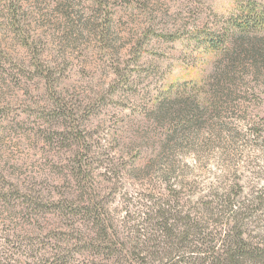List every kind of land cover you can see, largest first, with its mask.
Returning <instances> with one entry per match:
<instances>
[{
    "label": "rangeland",
    "instance_id": "1",
    "mask_svg": "<svg viewBox=\"0 0 264 264\" xmlns=\"http://www.w3.org/2000/svg\"><path fill=\"white\" fill-rule=\"evenodd\" d=\"M241 6L237 0H0L5 264H107L80 240L78 224H92L80 220L73 229L60 216V191L76 197V166L86 158L84 169L119 226L138 220L139 200L153 191L187 185L185 194L196 201L220 177L249 195L264 192V73L246 77L242 91L220 108L203 94L208 108L179 140L166 137L172 123L144 115L161 92L209 76L219 57L208 36L217 41L237 33ZM64 105L70 109L60 111ZM53 116L61 125L51 128ZM45 179L53 191L42 203L46 210L30 215L26 193L16 186ZM258 213L264 218V210Z\"/></svg>",
    "mask_w": 264,
    "mask_h": 264
},
{
    "label": "trees",
    "instance_id": "2",
    "mask_svg": "<svg viewBox=\"0 0 264 264\" xmlns=\"http://www.w3.org/2000/svg\"><path fill=\"white\" fill-rule=\"evenodd\" d=\"M237 2H242L233 25L237 33L219 35L217 41L208 36L209 50L219 57L209 76L196 83L185 81L176 90L173 85L168 93L161 92V96L145 106V116L159 123H172L167 129L169 140L181 139L184 128L194 122L200 110L208 108L203 94L213 99L211 106L220 108L221 100L242 91L246 77L257 78L264 73V0ZM58 109L70 108L64 105ZM57 117L49 120L51 128L55 122L59 123ZM59 127L63 133L68 129ZM77 128L79 124L72 127ZM55 133L51 130L50 137ZM84 147L89 150L91 146ZM88 160H80L76 166L74 181L79 188L76 197L72 198L74 193L66 188L60 191V199L63 198L59 200L60 216L68 219L73 229V224L80 220L87 226L92 224L87 228L78 224L79 232L84 229L80 240L95 253L104 255L107 264H264V218L258 213L264 210L263 191L249 195L238 182L220 177L207 185L209 193L200 195L196 201L185 194L187 185L168 193L153 191L145 200H139L138 220L132 225L123 220L119 226L84 169L89 166ZM63 179L71 182L70 178ZM47 182V179L27 180L16 186L26 193L23 202L28 214L46 210L42 203L53 193ZM61 252L57 253L60 258ZM2 253L0 250V264H5Z\"/></svg>",
    "mask_w": 264,
    "mask_h": 264
}]
</instances>
